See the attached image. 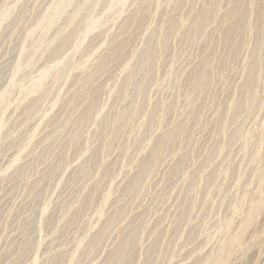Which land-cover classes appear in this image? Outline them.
Instances as JSON below:
<instances>
[{"label":"rangeland","instance_id":"1","mask_svg":"<svg viewBox=\"0 0 264 264\" xmlns=\"http://www.w3.org/2000/svg\"><path fill=\"white\" fill-rule=\"evenodd\" d=\"M243 263L264 0H0V264Z\"/></svg>","mask_w":264,"mask_h":264},{"label":"bare ground","instance_id":"2","mask_svg":"<svg viewBox=\"0 0 264 264\" xmlns=\"http://www.w3.org/2000/svg\"><path fill=\"white\" fill-rule=\"evenodd\" d=\"M197 224V223H196ZM244 264V263H243Z\"/></svg>","mask_w":264,"mask_h":264}]
</instances>
